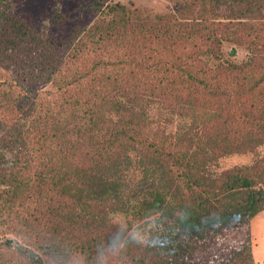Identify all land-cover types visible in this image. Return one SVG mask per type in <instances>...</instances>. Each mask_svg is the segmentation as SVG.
<instances>
[{"label": "trees", "instance_id": "1", "mask_svg": "<svg viewBox=\"0 0 264 264\" xmlns=\"http://www.w3.org/2000/svg\"><path fill=\"white\" fill-rule=\"evenodd\" d=\"M184 2L197 17L96 1L57 40L0 0V264H255L264 0Z\"/></svg>", "mask_w": 264, "mask_h": 264}, {"label": "rangeland", "instance_id": "2", "mask_svg": "<svg viewBox=\"0 0 264 264\" xmlns=\"http://www.w3.org/2000/svg\"><path fill=\"white\" fill-rule=\"evenodd\" d=\"M96 1H102L105 5L122 4L129 8H140L147 11L146 14H153L154 16L158 14L162 17H168L169 21H173L174 17H183L182 19L189 17L191 19L197 17L199 11L197 8H189V10H184L179 13L180 10L184 9L185 0H14L13 13L19 18L25 19L40 34H47L57 40H63L69 37L74 28L79 27L80 29L86 30L97 21V16L93 8V3ZM190 1L191 0H188V2ZM207 15L211 21H213L214 18H218L215 17L212 12H208ZM263 23V21L255 20L253 26L256 28L261 27ZM210 26L213 28L212 24ZM233 48H236L237 51L235 56L229 55V52L232 51ZM222 50L227 58H231L236 62H242L250 56L249 49L234 43H225L222 46ZM259 56L258 61H262L263 54L259 53ZM262 64L264 65V60ZM155 117L157 116L155 115ZM253 160L254 157L250 153L238 154L222 158V160H220V166L223 169L232 168L236 165L251 164ZM156 217L157 216L154 218ZM150 221H152V219L149 220V222ZM149 222L147 223L148 225ZM252 222L249 245L252 250L255 264H264V213H261ZM150 226H148V228ZM148 228L145 231H139V234L135 233V236L139 239L140 245L144 249L148 248V245H150V238H148V236L151 235V230ZM5 238H13V235L0 234V241ZM240 249L241 247H239V250ZM10 253H12V258H18L13 252ZM232 253L233 251L231 248L223 254V260H229L230 257H232Z\"/></svg>", "mask_w": 264, "mask_h": 264}]
</instances>
